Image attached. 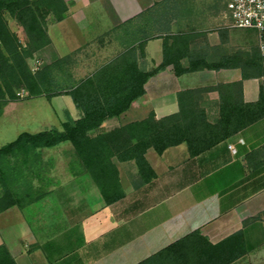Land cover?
<instances>
[{"label": "crops", "instance_id": "1", "mask_svg": "<svg viewBox=\"0 0 264 264\" xmlns=\"http://www.w3.org/2000/svg\"><path fill=\"white\" fill-rule=\"evenodd\" d=\"M158 1L64 0V16L46 24L48 43L33 53L38 69L49 66L48 85L66 89L82 81V100L122 106L135 70L150 71L162 60L161 37L138 47L151 26L145 11ZM189 3L192 57L216 62L257 43L254 31L247 43L239 28L228 26L224 7L214 11L200 7L199 0ZM183 20L172 21V32ZM181 63L185 66V59ZM57 74L70 79L59 82ZM240 79L237 67L175 75L167 65L146 79L143 93L126 109L108 115L89 133L119 128L151 112L155 119L173 114L179 91ZM261 81L241 79L244 102L257 100ZM35 98L43 99L55 117L61 112L60 126L81 114L68 94L23 96L3 109ZM217 100L214 90L202 98L211 119L217 115ZM45 149L39 158L16 160L14 171L0 175V196L5 185L14 199V205L0 211V245L15 264H203L207 242H219L252 217L257 219L245 229V239L255 247L230 264H264V116L195 156L183 143L159 155L148 148L144 158L155 174L149 181L141 180L133 160L112 158L123 195L110 204L69 148H62L67 153L61 156ZM40 162L50 167L41 169ZM70 162L79 171L51 167Z\"/></svg>", "mask_w": 264, "mask_h": 264}, {"label": "trees", "instance_id": "2", "mask_svg": "<svg viewBox=\"0 0 264 264\" xmlns=\"http://www.w3.org/2000/svg\"><path fill=\"white\" fill-rule=\"evenodd\" d=\"M225 0L222 7L225 6ZM218 0H211L207 9L218 8ZM66 11L64 0H0V113L8 101L20 99L16 94L25 91V97L43 94H68L81 114L76 119L66 118L61 129L50 128L38 132H20L15 139L0 147V175L14 171L12 159L22 158L25 163L30 155L40 157V150L62 142H68L79 164L88 173L105 204H110L123 195L118 180L117 169L111 159L133 160L137 173L143 182L154 177V172L144 158L148 148L161 154L170 146L185 144L188 155H198L217 143L257 121L264 116V55L257 45L246 51L236 50L219 61L209 62L202 57L190 55V42L194 29L188 18L189 0H160L154 2L145 12L150 14V30L141 35L140 49L148 39L162 38V60L150 71L135 73L129 81V90L122 106L113 108V102L82 100V81L66 89L48 85L49 66L31 70L27 60L33 53L48 43L46 18L54 21L62 19ZM5 14L12 18L23 30L27 44L22 45L6 21ZM176 17L174 32L171 23ZM196 35H204L199 33ZM185 59L186 65L181 61ZM171 65L175 75L198 69H219L237 67L241 79L262 77L257 100L244 102L241 96V79L228 84H216L181 90L176 94L178 110L173 114L155 119L151 112L145 118L129 122L124 126L96 134L89 130L98 127L101 121L112 113H120L143 93L142 85L156 71ZM48 85V86H47ZM216 91L217 115L209 117L203 105V95ZM32 152V154H30ZM14 173V172H13ZM0 196V211L14 205L10 191L3 185ZM257 217L244 221L240 230L226 236L215 244L207 242L208 252L203 264H230L254 249L255 244L245 239V229ZM0 264H15L7 249L0 245Z\"/></svg>", "mask_w": 264, "mask_h": 264}, {"label": "rangeland", "instance_id": "3", "mask_svg": "<svg viewBox=\"0 0 264 264\" xmlns=\"http://www.w3.org/2000/svg\"><path fill=\"white\" fill-rule=\"evenodd\" d=\"M224 1L225 0H218L219 2L218 8L213 9V10L216 11L217 9L218 10L222 9L223 8L222 5ZM199 2H201L200 7L203 8V7H206V5L211 2V0H199ZM202 2H205V3L202 4ZM5 18H6L9 28L13 32H15L20 43L22 45L27 44V38L23 30L7 14H5ZM52 21L54 20L52 19L51 16H48L46 18V24ZM211 26H214L213 23H211ZM236 30L244 34L242 37L247 40L246 41L247 43H249L253 39L254 35L252 34L253 32L252 30L250 31L249 29H236ZM27 61H28V65L31 68V70H36L41 65L37 56L32 55L31 58H29ZM73 71L76 74L73 78L77 80L79 78V75L77 73L78 71L77 70H73ZM62 75L57 74V79L59 82L68 81L70 79V76H67L65 74H62ZM24 95L25 94H23V96ZM23 96H19V97L21 98ZM67 102L71 104L70 100ZM57 116L58 118L53 115V113L46 106V103L43 101V99H40V98L27 99L26 101H22L18 104L10 105L6 107L5 109L2 108V111L0 114V147L12 141L13 139H15V137L22 131L34 133V132H38V131L46 130L50 128L61 129L60 124L57 122V119H61L60 111H57ZM70 146L71 145L68 142H64V143L62 142L60 144H57L56 146L50 147L45 150L49 153H55L56 154L55 156H58V155L61 156V154L65 155L67 153V149H62V148H69V150L73 152ZM20 159L21 158L19 157V158L12 159V160L16 162V160H20ZM39 167L41 169H43L44 167H47L48 169L50 166L48 164H42L40 162ZM51 167H54L56 171H65V169L70 170L72 172L79 171L78 165H76V163L74 162H70L68 163V165H63V164H56V165L53 164L52 165L51 164Z\"/></svg>", "mask_w": 264, "mask_h": 264}, {"label": "built area", "instance_id": "4", "mask_svg": "<svg viewBox=\"0 0 264 264\" xmlns=\"http://www.w3.org/2000/svg\"><path fill=\"white\" fill-rule=\"evenodd\" d=\"M224 18L229 27L254 31L257 48L264 55V0H227ZM16 94L23 96L25 91L19 90Z\"/></svg>", "mask_w": 264, "mask_h": 264}]
</instances>
